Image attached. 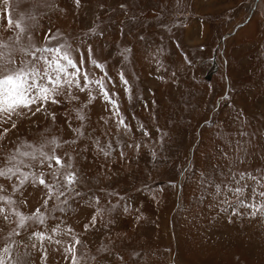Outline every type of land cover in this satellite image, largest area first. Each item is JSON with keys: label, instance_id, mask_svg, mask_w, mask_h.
I'll list each match as a JSON object with an SVG mask.
<instances>
[{"label": "rangeland", "instance_id": "obj_1", "mask_svg": "<svg viewBox=\"0 0 264 264\" xmlns=\"http://www.w3.org/2000/svg\"><path fill=\"white\" fill-rule=\"evenodd\" d=\"M257 1L0 2V42L15 49L17 61L10 67L31 59L22 48L70 45L78 64L85 57L90 78L107 73L105 86L118 94L112 98L120 112L114 115L92 85L91 102L87 90L73 88L77 99H71L65 89L46 112L0 124V133L9 129L0 139V168L11 166L8 158L15 155L30 165L22 172L44 173L53 189L49 199L48 189L30 178L14 192L19 173L0 177V196L16 202L0 201L9 215L8 221L0 216V249L11 243L12 255L22 253L29 264H72L64 249L76 237L77 264H264V214L239 207L233 215L213 199L215 185L236 187L233 179L245 173L240 183L249 187L241 199L264 204L252 195V189L264 191V12ZM9 8L13 22L26 29L19 42V29L5 30ZM18 148L34 152L36 160L20 156ZM37 150L71 168L41 165ZM68 172L76 182L59 189L65 195L57 199L56 185ZM37 208L44 223L27 219L19 228L12 209L29 217ZM14 229L19 236H9ZM35 232L52 241L41 245Z\"/></svg>", "mask_w": 264, "mask_h": 264}, {"label": "snow or ice", "instance_id": "obj_2", "mask_svg": "<svg viewBox=\"0 0 264 264\" xmlns=\"http://www.w3.org/2000/svg\"><path fill=\"white\" fill-rule=\"evenodd\" d=\"M3 5H8L9 0H0ZM77 6L80 4V0H75ZM8 12L7 16V30H11L13 28L19 29L17 33L16 40L19 42L21 38V34L26 31L24 27H22L20 21L13 22L11 9H6ZM45 39H50L49 37H45ZM0 124L7 123L9 120H12V117L15 116H35L37 113L46 112L47 105L49 103L58 104L59 100L58 96L64 94L65 89L68 91V95L71 99H77L76 96L72 95V89H78L80 92L88 91L89 102H91L96 97L92 94L91 86L95 85L99 90V95L104 99V101L112 106L114 115L117 117L120 116L119 106L117 102L112 98L117 93L110 94L108 92L107 87L105 86V76L107 73H104L99 79H92L89 76V73L84 70L85 69V57L83 55L80 56L79 64L73 58L70 45L59 44L57 46H53L51 44L45 45L42 48H36L34 51H29L27 48H22L21 50L25 52L26 55L30 56V60H22L19 66L10 67V65H16L17 61L13 57V52L15 49L7 43L0 42ZM127 51V50H125ZM91 49H89V53ZM91 64L98 68L101 72H104L103 65L99 64L95 59H92L91 56L88 57ZM82 77V81H81ZM121 81L125 85L127 81L124 80L123 74H121ZM108 83H112L111 80H108ZM127 90V89H126ZM34 109V110H33ZM24 110V111H21ZM52 118L55 119V114H52ZM81 120L84 117L79 116ZM16 123L13 122L11 127L12 129L16 128ZM118 126L127 127L123 119H119ZM9 129L5 128L3 133H0V139H3L4 136L7 135ZM78 131V130H77ZM147 135V133H145ZM28 148H32L31 145H27ZM139 147V145H137ZM43 145L41 146V149ZM39 151L40 156L42 157L40 163L43 165L47 163L49 168L53 167V164L50 161H54L55 165H58L59 168L68 167L71 168V165H64L61 158L56 156L54 153L52 155H48L42 150ZM17 152L22 157H27L30 160H36V155L32 151H23L17 149ZM105 155H108L105 152ZM9 164L11 166L0 168V177H4L8 180H11L14 176L17 177L19 181V185H13V191H19L20 188L24 186L26 182L31 178L32 183H39L48 189V198L51 199L53 195V189L49 186L44 178V173H40L39 176L22 172L21 166L29 167L30 165L25 163L24 160H17L15 155L8 158ZM59 168L56 170L54 175H59ZM245 173H241L239 179H233V183L237 185L236 187H232V184H227L223 188L221 185H215V193L213 194V199L217 200L219 204L223 205L221 207V211H228L229 208H232V214L237 215V208L245 207L251 208V215L255 216L258 212L264 214V204L253 205L247 203L241 197H244L246 194V190L248 189V185H241V181L245 179ZM64 184L61 185L57 183V193L56 198L59 199L60 196H64L65 192L59 190L61 188L68 187L69 190L71 188L69 186L73 185L76 182V175L74 172H68L63 177ZM248 179L256 181V183H260V181L256 180V177L249 175ZM261 188H264V184L260 185ZM5 191L4 186L0 185V192ZM231 194V195H229ZM75 195H80V193L76 192ZM252 195H258L261 198H264V191H257L256 189H252ZM221 196L224 198L219 199ZM231 197H235V200L232 201ZM0 201H3V205L12 206L16 202L10 196H0ZM66 203V200L64 201ZM45 205H47L48 200L44 201ZM98 203V201H97ZM235 205V206H234ZM99 211V210H98ZM14 215L19 218L18 227L23 228L25 226V220L27 219H37L41 224L44 223V216L40 213V209L37 208L33 216L24 217L21 213L12 209ZM0 216L3 217L5 221L9 220V215L7 214L6 208L4 206H0ZM96 217L93 216L91 220V224H95ZM89 225H85V230H87ZM53 234H59V226L54 228ZM71 229H68V233H71ZM19 236L20 233L13 230L11 235ZM38 241H40L41 245L45 240L49 242L52 241V236L45 235L43 232H35L31 234ZM74 243L69 247L65 248V253H70L72 256V264H77L76 256H75V245L80 243V240L76 237H73ZM56 244H61L60 240L55 241ZM32 247H36L35 244ZM13 249L11 243L5 246L3 249H0V264H5V258L8 260V264H29V261L24 258L23 254L12 255ZM67 258V257H66Z\"/></svg>", "mask_w": 264, "mask_h": 264}, {"label": "bare ground", "instance_id": "obj_3", "mask_svg": "<svg viewBox=\"0 0 264 264\" xmlns=\"http://www.w3.org/2000/svg\"><path fill=\"white\" fill-rule=\"evenodd\" d=\"M256 7H261L264 12V3L262 2V0L257 1Z\"/></svg>", "mask_w": 264, "mask_h": 264}, {"label": "water", "instance_id": "obj_4", "mask_svg": "<svg viewBox=\"0 0 264 264\" xmlns=\"http://www.w3.org/2000/svg\"><path fill=\"white\" fill-rule=\"evenodd\" d=\"M255 1V0H254ZM254 9V8H253ZM250 11H252V9H250Z\"/></svg>", "mask_w": 264, "mask_h": 264}]
</instances>
